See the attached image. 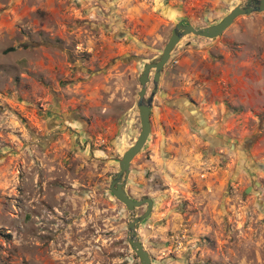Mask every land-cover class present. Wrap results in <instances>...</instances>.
Listing matches in <instances>:
<instances>
[{
	"label": "rangeland",
	"instance_id": "obj_1",
	"mask_svg": "<svg viewBox=\"0 0 264 264\" xmlns=\"http://www.w3.org/2000/svg\"><path fill=\"white\" fill-rule=\"evenodd\" d=\"M244 1L0 0V264H140L109 189L140 131L138 78L178 22ZM125 190L153 200L151 264H264V11L174 47Z\"/></svg>",
	"mask_w": 264,
	"mask_h": 264
},
{
	"label": "water",
	"instance_id": "obj_2",
	"mask_svg": "<svg viewBox=\"0 0 264 264\" xmlns=\"http://www.w3.org/2000/svg\"><path fill=\"white\" fill-rule=\"evenodd\" d=\"M264 11V0H245L234 6L226 15L218 22L208 26H194L190 23L183 24L178 22L171 35L169 36L161 54L154 62H148L144 65L138 80L140 89L138 91V99L136 101L139 111L140 131L135 142L129 146L119 159V169L111 179L109 186L112 194L121 201L129 210V221L127 224V241L132 250L140 260V264H151L149 252L145 249L140 241L137 233L139 223L145 219L152 210L153 200L150 197L134 199L130 197L125 190V183L130 170V162L132 158L144 146L150 131V110L153 98L158 89L160 73L167 63L174 47L179 43L182 37L193 34L206 38H214L219 36L232 22L240 15H247L253 12ZM153 70V73H151ZM151 80L152 88L147 94V83ZM143 204H147L145 211L140 216H135L134 209Z\"/></svg>",
	"mask_w": 264,
	"mask_h": 264
},
{
	"label": "crops",
	"instance_id": "obj_3",
	"mask_svg": "<svg viewBox=\"0 0 264 264\" xmlns=\"http://www.w3.org/2000/svg\"><path fill=\"white\" fill-rule=\"evenodd\" d=\"M160 77H161V73H160ZM201 123H202V128L204 130L205 135L207 136V139L210 137H212L213 135H215L217 133V126L214 124H207V122L204 119H201Z\"/></svg>",
	"mask_w": 264,
	"mask_h": 264
},
{
	"label": "trees",
	"instance_id": "obj_4",
	"mask_svg": "<svg viewBox=\"0 0 264 264\" xmlns=\"http://www.w3.org/2000/svg\"><path fill=\"white\" fill-rule=\"evenodd\" d=\"M26 44H28V43H26Z\"/></svg>",
	"mask_w": 264,
	"mask_h": 264
}]
</instances>
